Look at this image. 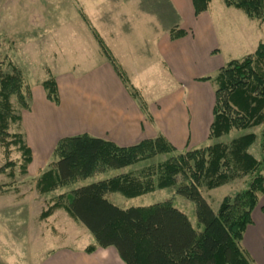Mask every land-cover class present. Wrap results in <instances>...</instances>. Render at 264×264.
<instances>
[{
	"label": "trees",
	"instance_id": "1",
	"mask_svg": "<svg viewBox=\"0 0 264 264\" xmlns=\"http://www.w3.org/2000/svg\"><path fill=\"white\" fill-rule=\"evenodd\" d=\"M220 1L227 8L243 12L249 19L264 21V0ZM209 2L191 0L194 15L206 12ZM84 20L88 23L86 17ZM91 29L101 54L126 91L141 102L110 50L93 27ZM169 35L174 40L184 37L186 32L175 28ZM212 81L215 104L208 140L215 143L177 152L161 137L127 148L87 135L61 138L52 153L55 161L37 179L36 189L41 195L96 174L128 171L59 194L56 201L40 213L39 219L49 218L63 209L93 237L95 245L85 249L87 254L96 247H111L124 264H251L241 248V241L252 223L251 214L259 196L264 192V128L260 134V160L248 153L256 139L254 134L243 135L229 146L217 140L232 129L247 130L264 124V41L253 55L228 62ZM23 87L20 70L11 66L10 72H4L0 64V144L6 153L9 147H17L23 162L21 173H25L26 165L32 162L31 150L22 135L8 134V129L10 124L19 121V117L13 115L10 99L15 97L25 107ZM42 88L46 100L58 105L55 80L50 78L43 82ZM159 155L168 158L147 168V173L130 172L131 167ZM245 176L251 177L246 189L225 197L216 212L199 193L202 185L214 190ZM166 188H175L177 195L194 203L196 227L169 201L120 209L105 198L112 193L135 198Z\"/></svg>",
	"mask_w": 264,
	"mask_h": 264
},
{
	"label": "crops",
	"instance_id": "2",
	"mask_svg": "<svg viewBox=\"0 0 264 264\" xmlns=\"http://www.w3.org/2000/svg\"><path fill=\"white\" fill-rule=\"evenodd\" d=\"M167 1L177 23L179 21L177 28L186 32L184 37L171 40L168 32H156L152 25L153 29L151 26L145 28L147 32L141 39L132 37L134 32L121 37L116 34L117 28L107 30V34L117 36L108 37L106 45L138 92L141 102L131 98L110 64L101 60L91 67L83 80L69 79L66 97L58 86V105L42 101L45 108L35 124L37 140L30 135L28 139L32 148L46 154L41 160H48L59 139L78 135L101 139L119 148L158 137L177 152L208 145L215 104L212 80L228 62L255 53L264 41V21L249 19L243 12L225 7L220 0L221 4L215 1L214 20L211 18L214 0H210L208 10L198 16L193 13L191 0ZM138 16L153 23L151 18ZM203 78L210 80L203 81ZM44 113L47 122L50 118V125L45 128L41 126L42 120L45 122ZM127 171H107L102 180ZM105 198L124 209L108 195ZM152 204L155 203L130 207ZM54 213H62L74 221L63 209ZM251 220L243 234L241 248L251 264H264V192ZM89 235L82 247L58 248L50 255V262L44 264H124L111 247H96L87 254L85 249L95 245Z\"/></svg>",
	"mask_w": 264,
	"mask_h": 264
},
{
	"label": "rangeland",
	"instance_id": "3",
	"mask_svg": "<svg viewBox=\"0 0 264 264\" xmlns=\"http://www.w3.org/2000/svg\"><path fill=\"white\" fill-rule=\"evenodd\" d=\"M215 1L221 4L219 0H214L211 10L213 20L217 10ZM137 14L151 18L153 23H147ZM85 17L88 23L85 22ZM178 23L167 0H0L1 69L4 72H10L11 66L19 69L24 82L22 93L25 107L15 97L10 99L13 115L19 117V121L10 124L8 134L23 136L33 160L26 165V172L21 173L23 162L17 147H9L6 153L0 144V264H44L46 261L50 262V255L58 248L82 247L89 233L79 223L68 220L62 213H54L44 220H40L39 215L56 201L59 194L105 177L104 174H96L48 194L38 193L37 179L55 161L53 152L46 162L41 160L46 154L39 152L41 149L32 148L28 140L29 135L37 140L34 135L37 132L35 124L45 108L42 102L46 100L42 83L50 78L54 79L57 90L60 86V91L65 96L69 79L83 80L91 67L105 59L91 27L104 44L108 45L107 38L115 37L116 34L122 37L134 32L132 37L139 36L141 39L143 33L147 32L146 27L150 28L152 25L156 32L169 33L171 29L177 28ZM111 27L118 29L116 34H107ZM60 91L58 90V96ZM44 118L45 122L42 120L41 124L43 128L47 127L50 119L48 117L47 122L46 113ZM263 128L264 124L247 130L232 129L217 142L229 146L231 141L243 135L254 134L256 139L248 153L260 160V134ZM213 143L215 140L209 141L208 145ZM167 158L164 155L156 156L131 167L130 172L134 175L147 173V168L155 167ZM250 178H236L214 190H208L202 185L198 190L216 212L225 197L246 189ZM153 192L132 199L119 194L107 195L112 202L124 209L169 201L196 227L193 202L177 195L175 188L156 189ZM90 239L94 243L91 237Z\"/></svg>",
	"mask_w": 264,
	"mask_h": 264
}]
</instances>
